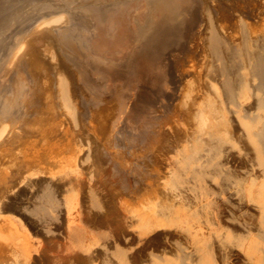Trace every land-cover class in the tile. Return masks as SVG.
<instances>
[{
    "label": "rangeland",
    "instance_id": "obj_1",
    "mask_svg": "<svg viewBox=\"0 0 264 264\" xmlns=\"http://www.w3.org/2000/svg\"><path fill=\"white\" fill-rule=\"evenodd\" d=\"M61 1L58 2L59 6H54L51 2L43 0L36 11V18H33V14L30 16L31 20L30 17L27 18L29 21L27 20L26 24L23 23L26 16L22 18V23H17L18 26L17 24H15V26L12 24L13 30L15 28L17 29L13 31V34L11 33V40L10 38L7 39V41H5L3 44L5 45L3 48L0 46V94L6 97L4 98L6 100L4 101L3 105L0 106V188L4 184L6 185L4 176H14L19 172H23L27 168L29 169L31 165H34L35 157L49 154L51 159L55 158L54 162L55 160L58 161V163L56 161L58 166L57 168L64 169L68 166V162L71 160L70 157L73 155H71V153L69 155L67 154L66 156V153L61 155L60 151L62 148L57 144L59 138L63 141H69V139H66L67 133H63L64 129L62 131H57L56 128H54L58 123L57 121L60 119H57L53 109L50 107L51 97L47 96V91L48 88H51L55 78L51 76L50 73L45 71L44 67L39 64V60L46 59L45 57H47L46 53L44 52L45 49L53 47V39L51 36L45 33L48 31V29H50V26H42L40 23L51 19V17L54 15L56 16L61 14L63 11L71 10L75 4H79V2L82 1L93 2L94 8L96 9L95 11L89 9L90 5L88 4H82L87 6H83V8H86V10H88L91 15L96 14L98 23L106 27L107 23L108 25H110V23L113 25L117 19V14L120 11H123L124 16L126 17H124L125 21L123 24V30L127 31L125 33L130 39L128 40L127 38V41L130 44L128 49H126V52L123 51L124 54L119 53L120 51L117 49L115 52H112L113 50L110 49L106 50L98 48L97 37L94 34L87 36L86 38L85 36L83 37L77 33L70 32L68 33V37L73 39L75 45H66L64 48H62V50L65 49L63 50L65 51V54L72 58L79 66L77 69V74L79 77L75 74V71H73L69 61L66 60V58H58L59 63L62 64L65 69L68 68L66 71L68 72L69 78L72 80L71 85L73 84V86L78 89L80 93V99L76 98L78 99V101L76 100V106L78 107V112L80 111L81 116L83 115V117H81V120L79 115V122H83L84 118L86 119L83 124L80 123V125L82 124V127L84 126V132H81L82 130L80 129V125L79 131H77L78 134H84L83 138L85 143L74 147L71 141L67 146V149L75 150V156L77 157L84 156L85 153H88L89 151L91 152L93 157H91L89 164L87 163L91 169H89V171L87 170V172H90V174L92 173L93 176L86 173L88 177L91 176V180L88 178L87 179L91 182L90 185L94 183L92 186L101 190V194L103 195L101 198H104L100 199L101 202L104 203H99L97 206L89 205L91 207H95L90 209V207L88 208L87 205L82 203V194H78L74 199L78 205V208L81 207L79 210L77 208V214L80 216V212L81 216L83 217H81L82 219L88 217L87 219L89 220L85 219L87 223L93 222V225H99L102 222L100 224L101 228L104 227L106 231L110 228L111 232L108 230V232H110L109 235L111 233L113 235H110V238L113 239L114 244L117 243V245L122 248L123 251H126L125 256H127L126 259L128 258L127 260L130 264H133V262L134 264H169L170 259L180 262L182 255L180 254L179 250H182V253L189 251V244H187L186 241L185 243L187 246L185 243L182 244V242H184V239L183 241L181 239L183 236L178 232L179 230L177 229L175 230H177L179 235L176 234L177 232L174 230V228L177 227H172L175 226L174 224L169 222V220L159 219L155 223L151 222L152 226L149 228L150 231H146L144 233L140 231L136 223L131 224L133 221L130 222V219L126 216H128V211L131 208H136L138 205L143 204L144 201L152 199L155 193L159 190L160 185L162 184L161 176L164 172V160L168 153L164 145L168 140L181 138L185 132L189 130L192 119L189 115H187L188 109H192L190 105H192L191 103H194L192 102L193 100H197L201 97H199V92L200 95L204 94L203 92H205L203 89L206 88L205 83L207 81H202V79L205 78L203 76L204 74L201 75L202 71H198V74L189 69V65L191 64L192 60L197 65H200L201 60L203 62L204 59L202 58L204 57L203 53L198 47V42H194L195 40L197 41V39L192 38L194 37V33L197 31L195 26L199 23L201 24L203 21V16L200 13L201 5L197 4L196 1H192L189 3V5L186 6L185 4V6L179 8V18L181 16L180 19L182 29L179 28L178 31L177 28H175L176 23L174 19H167L166 8H164L162 4L154 2V0H148L145 2L142 0H78V2H76V0ZM66 1L69 3H66ZM73 1L76 3L74 2L75 4L72 3L71 6H68V4ZM203 1L206 2L211 8L218 24L224 28L227 27L225 28V30H227L226 35H228V33H237L242 22L248 29L258 28L261 26V22H264V0ZM192 3L193 5L190 7ZM79 5L81 6V3ZM75 7L78 8L79 6L76 5ZM62 14H65V12ZM67 15L69 16L68 13ZM109 20L111 21L110 23L108 22ZM20 23L21 26H19ZM67 24V22L66 24L61 23L59 28H69V24ZM114 26L116 25H113L112 27ZM18 28L21 29V31ZM166 28L175 29V34L173 33L174 37L172 36L171 43L167 46H164L163 44H165V39L162 38V34L160 33H163ZM147 36H152V38L150 37V39ZM233 36L236 37V35ZM144 38L149 42L152 40V42H150L152 44L145 41L143 42ZM153 40L155 41L153 42ZM21 41L22 43L25 41L24 45L20 50H17L19 48L18 44H21ZM85 41H87L88 44ZM144 43L150 44V47L152 48L149 47V49L153 50L147 49L148 47L143 49L145 46H147V44ZM141 45L143 47H140ZM154 50L156 52H154ZM141 53L143 55H141ZM156 53H158L160 60H152L155 58L153 55ZM174 61H176L177 66H174ZM151 62L155 63L152 64ZM161 65L162 68H157L156 70L155 67ZM154 68L155 70L153 72L152 69ZM202 76L203 78L201 79ZM155 80H159V82L156 83L154 82ZM158 83L161 84L159 85ZM8 87H15L26 95L22 98L16 97L15 99H10L5 92L7 91ZM200 88L203 92L199 91ZM38 94L40 95L38 96ZM210 95L213 97L212 94ZM82 97H84L83 99L85 100H83ZM212 99L217 100V97ZM80 100H82L84 103L80 102ZM241 102L243 104L242 108H247L251 104L250 99ZM78 103L81 105V107L78 105ZM228 108L232 112L236 110V114H234L235 117H237L240 112L241 114L239 115L243 116L241 109L236 108L231 104H228ZM86 110L88 111L87 113ZM261 112L262 111H258L256 114L260 117H263L264 115ZM61 113L65 115L63 118L67 120L66 126H71V121L69 120L67 114L64 111ZM28 114L30 115L27 116ZM84 114L87 116V118ZM63 118L61 116V119ZM53 122L54 124L56 122L57 123L55 125H51ZM234 122L235 121L229 124V130H231L232 135L236 128V131L232 137L239 138L241 135H243V132L241 131V134L238 135L240 133L238 131L241 130V125L238 124L239 121H236L238 122L237 124ZM261 122L264 123V117L263 120L261 118ZM237 125L240 126V129ZM233 127L234 130L232 131ZM47 130L51 131L52 135H50L51 133H48L49 131L47 132ZM73 134L75 133L72 131V133H69L68 135L71 136ZM45 140H48V143L43 145ZM240 144L241 145L237 146L240 150H238L237 147H229L230 149L234 150H232L233 152L231 151L233 154L230 152V149L229 151L227 150L230 156L231 154L233 156H229V165L231 167L234 166V168L238 170H240L242 167V170H240V174L242 176L248 175L247 173L250 172L248 166H250L252 170L251 173L253 174L251 176L253 177L256 175L254 177H257V182H259L260 175L257 176L258 172L264 177V168L261 166L263 169L261 170V167H257L258 165L254 166V160L252 159L254 158L252 157L254 151L251 150L252 147L247 143L249 149L248 147H245V150L248 151L245 152L243 150V146H247V144L245 141L241 142ZM241 146L243 148H241ZM235 148L237 149L235 150ZM45 150H48L49 152ZM97 151L100 152L98 153ZM239 151L242 154L246 153V157H249V159H243L242 157L245 155L240 154V156L238 154ZM238 158L241 159L239 160ZM232 159L234 161H232ZM238 160L243 164V166H245H241L242 164ZM249 162H251V165L248 164ZM40 165L43 168L46 167V164L44 165L43 163H40ZM235 165L239 166L237 167ZM53 166L48 167L47 165L46 169H49ZM55 168H51L53 169L51 171L53 172ZM82 168L83 169L81 170L88 169V167H85L84 169V166ZM243 168L248 172L243 170ZM242 171H246L247 173L245 174V172H243L242 174ZM80 173V177H85V179L83 178L82 181H86L87 176H85V172ZM92 177L94 178L93 183ZM88 182L86 181V183ZM86 183L84 182L82 185L84 189L86 188L85 186H87ZM243 189H247L245 185ZM232 191H227V193L224 194V197L226 196V198H228V202L229 199H232L230 200L232 203L229 202L231 205L228 204L229 206L227 209H222V212L220 211L215 213L218 220L215 218L214 213L212 214L211 212L210 215L207 213L208 216L206 217L214 222L212 223L210 221V226L207 225L208 230L212 228L211 226H213V224H217V222H220L218 224L224 225L225 227L230 226V224L227 223V218L224 219L225 216L227 217L228 213L235 212L238 214L239 211L243 210L242 208L245 206L246 207L244 210H252V205L255 202H248L249 200L246 198L250 196L247 195V193L244 192V196L240 197L239 195L233 194L235 191L231 193ZM228 192H230L233 197L234 195L236 196L234 197L235 201L233 200L234 198L232 196H229L230 198L228 197V195H230ZM237 196H239V198ZM245 196L247 197L245 198ZM254 196V198L252 197L250 201H255L253 199H257L256 195ZM78 198H81L80 201ZM105 199L106 201H103ZM236 199H239V202ZM257 200H259V198ZM78 201L80 202V205ZM235 202H238V205H241L237 207V205L234 204ZM100 204L102 206H100ZM249 205L251 206L249 207ZM101 207H104V210H100L99 212L98 209ZM128 208L129 210H127ZM86 210L90 211L84 213ZM226 210H228L227 213ZM99 213L102 214L100 215ZM61 215L60 217L62 219L58 217L57 219H59V221L56 220V224L52 225L50 229V232L52 231V233L47 232L49 228L47 230L45 229V232H43L44 230H36L29 225L24 224L17 215L14 216L11 213L0 212V222L6 219L12 224L11 227L8 224V228L5 233L11 231L12 226H14L18 231L17 233H19L18 236L21 235L19 237H22L21 242H24L25 264H56L57 262V264H87L83 253H80V251L78 253L76 250L75 252L74 250L73 252H70L69 249V251H67L63 246L66 245V242L64 236L62 235L64 228L62 223L65 222V220L63 221V218L66 219V217H64L65 214H63V216ZM213 219L216 220L213 221ZM182 223H184V225ZM224 223H226V225ZM180 224H182V227H184L188 223L182 219ZM228 228L230 230V227ZM231 230H233V228ZM163 231H168L172 238H174V241H176V238L177 242L181 241L180 243L175 242L180 247L177 246L176 248V245L173 243L174 241L172 242V238L166 240L169 244H167L166 241H156L155 243L156 235L164 233ZM61 239L65 243L63 242L62 244ZM170 240L172 243H170ZM10 242L11 240H7L6 238L4 239L2 235L0 236V255L1 249L4 245L7 247H9V245L12 246ZM56 245L58 246L56 247ZM122 245L125 248L121 247ZM226 246L221 250L222 252L216 250L214 254L215 258L213 257L214 261L213 263L212 261L210 263H241V252H238L240 250L239 247L238 250L234 245L230 246L229 244L228 246L227 244ZM259 246L264 248L263 243H261ZM154 251L156 254H154ZM63 252L68 257L65 256ZM237 254L239 256H237ZM129 258L131 261H129ZM68 259H72V261L68 262ZM184 262L189 264L191 263L188 260H185ZM95 263L97 264V261ZM125 263L128 264L127 262Z\"/></svg>",
    "mask_w": 264,
    "mask_h": 264
},
{
    "label": "bare ground",
    "instance_id": "obj_2",
    "mask_svg": "<svg viewBox=\"0 0 264 264\" xmlns=\"http://www.w3.org/2000/svg\"><path fill=\"white\" fill-rule=\"evenodd\" d=\"M42 1L43 0H0V46L2 48L5 46L3 44L5 43V41H7V39L10 38L11 40V33L13 34V31L17 29L15 28L13 30L12 24L15 26V24H17L18 22L22 23V18H24L25 16L26 18L23 21L24 24H26V21L28 20L27 18H29L31 15L34 14L33 18H36V11L41 5L40 3H42ZM47 1L51 2L54 6H59L58 2L61 0ZM142 1L145 2L148 0ZM192 1H196L197 4L201 5L200 13L203 16V21L201 20V24L199 23L195 26L197 31L194 33V37L192 38L197 39V41L195 40L194 42H198V47L201 49L204 56L202 58L204 59L203 62L200 59V65H197L192 60L191 64L189 65V69L193 70L196 73H198V71H202L201 75L204 74L203 76L205 78L202 79V76L201 79L202 81H207L206 83L204 82L206 88H204L203 91L205 90V92H203L200 88L201 90L199 89V91L203 92L204 94L200 95L199 92V97H201L197 100H193L192 102L194 103H191L192 105H190L192 109H188L187 115H189L192 119L190 125L191 127L189 128V130L186 131L181 138L168 140L164 145L168 153L164 160V172L161 176L162 184L160 185L159 190L155 193L152 199L144 201L143 204L138 205V207L136 208H131L130 210L128 208L127 210H129V214L126 217L130 219V222L133 221L131 224L136 223L140 231L144 233L146 231H150L149 228L150 226H152L151 222L155 223L159 219L169 220V222L175 225H171L172 227H177L174 228V230H179L178 232L183 236V238H181L182 241L184 239V242H182V244L186 241V243L189 244V251L182 253V250H179L180 254L182 255V258H180V262H176L173 261V259H170L169 264H189L184 262L185 260L190 261V264H207L211 261L213 263V257L215 258L214 254L216 250L221 251L227 244L228 246L229 244L230 246L234 245L237 249L239 247L240 250L238 249V252H241V263L239 262L240 264H264V248L259 246L261 243L264 244V177L263 175L261 176V174H259L258 172L257 176L260 175V180L259 182H257V177H254L256 175H254L253 177L251 176L253 175L251 173L252 170L250 166H248V164L251 165V162L247 164L250 172L243 168V170H246L248 173L246 171H242V174L243 172H245V174L247 173L248 175L242 176L240 174V170H242V167L240 170H238L234 168V166L231 167L228 161L230 159V154L228 153L230 149L229 147H237L241 145V142L245 141L246 144L248 143L249 146L252 147L251 150L254 151V153L252 151V157H254L252 158L254 160V166L258 165L257 167L260 168L262 166L264 168V123L261 122V118L263 120L264 117V22H261L260 27L254 29H248L242 22L241 27H239L240 29L238 28L239 31L237 33H228V35H226L227 30H225V28L227 27L224 28L218 24L211 8L203 0H154V2L160 3L164 8H166L167 19H174L176 23L175 28H177V30L181 28V16L179 18V8H182L183 6H185V4L186 6L189 5V3H191ZM74 2L75 1L68 4V6H71L72 3L75 4L76 2H78V0H76L75 3ZM82 2H79V4L81 3V6L79 4H75L73 7L72 5L73 8L71 10L63 11L61 12V14H58L56 16L54 15L53 17H51V19L40 23V25L42 26H50V29H48V31H46L45 33L51 36L53 39V47L45 49L44 52L46 53L47 57H45L46 59L39 60V64L44 67L45 71L50 73L51 76L55 78V81L52 84L51 88H48L47 91V96L51 97L50 107L51 109H53L57 119H60L59 121H57L58 123L56 122L57 124L55 123L56 126L54 128H56L57 131H62L64 129L63 133H67L66 139H69V141H63L59 138L57 144L62 148V150L60 151L61 155L65 153V156L67 154L69 155L70 153L71 155H73L70 157L71 160L70 162H68V166L64 169H58V161L55 160L54 162L55 158L51 159L49 154H45L35 157L34 165H31L29 169L27 168L23 172H19L14 176H4L6 185L4 184L0 188V212L11 213L14 216L17 215L24 224H27L39 231L44 230L43 232H45L49 228V230L47 231L49 233H52V231L50 232V229L53 224H56V220L59 221V219L57 218L60 217L61 214V216L65 214L64 217H66V219L63 218V221L65 220V222L62 223L64 225L62 235L64 236L66 243L62 239L61 240L62 244L63 242L66 244L63 246L67 251L70 250V252H73L74 250L75 252L76 250V252L78 253L80 251V253H83L84 257L86 258L85 261L87 262V264H96V261L97 264H126L125 262L130 264L127 260L128 258L126 259L127 256H125L126 251L124 250V252L122 248L117 245V243L114 244L113 239L110 238V235L113 236L112 233L109 235V233L111 232L110 228H107L108 230H110V232H108V230L106 231L104 227L101 228L100 224L102 222L99 225H93V222L87 223L85 221V219L88 218L87 216V218L82 219L83 217L81 216L80 212V216H78V205L74 200L78 194H82L83 199H80L83 200V202H81L87 205L88 208L90 207V209L95 208L91 206H97L99 205V203H104L100 200L104 199L101 198V196H103L101 194V190L97 187L92 186L94 185V178L92 177L93 184L90 185L91 182L89 180H91V176L88 177L86 174L88 173V175H92V173L90 174V172H87V170L89 171V169H91L87 165V163L89 164L91 157H93L91 152L89 151L88 153H85V155L83 154L84 156L77 157L75 156V150L67 149V146L71 141L74 147L85 143V140L83 138L84 134H78L77 131H79L80 126L83 124V122L86 121V119L84 118L83 122H79L83 115L81 116L80 111L78 112V107L76 106V100L78 101V99L76 98L80 99V93L79 90L73 86V84L71 85L72 80L69 78L68 72L66 71L68 68L65 69V67L59 63L58 58H66V60L69 61L73 71H75V74L79 77V75L77 74V69L79 66L72 58L65 54V51H63L65 49L62 50V48H64V46L66 45H75L73 39L68 37V33L70 32L77 33L80 36H85L86 38L87 36H91L92 34H94L97 37L98 48L106 50L110 49L113 50L112 52H115L116 49L120 51L119 53H123V51L126 52V49H128L130 44L127 41L128 35L125 33L127 31L123 30V24L126 18L123 11H120L117 14L118 16L116 17L118 21L116 18V23L113 21L115 23H113V25L116 26L112 27L113 25L112 23H110L111 21H108L112 27L111 29L108 23L107 27L109 28H107L106 26H102V24L98 23L96 14L91 15L90 12L86 10V8H83V6L88 4L90 5L89 9L95 11L96 9L94 8L93 2ZM66 3L69 2L66 1ZM76 5L79 7L76 8ZM192 5L193 3L190 5V7H192ZM64 12L65 14H62ZM67 13L69 14V16L67 15ZM66 22L69 24V28H59V25L61 23L66 24ZM21 23L19 24V26H21ZM167 28L166 30H164V32L162 30L163 33H160L162 34V38L165 39V44H163L164 46H167L171 43V38L173 36V33L175 32V29ZM19 30L21 31V29ZM125 34L127 35V37ZM233 35H236V37ZM152 36L147 37L152 38ZM128 40L130 39L128 38ZM144 41L148 43L152 42V40H150L149 42L145 38L143 39V42ZM154 41L155 40H153V42ZM24 42L22 43L21 41V44H18L19 48L17 50H20L23 47ZM85 42L87 43V41ZM150 44H147V46L144 45L145 47L143 49L147 47V49H149ZM140 47L143 46L141 45ZM154 52L156 51L154 50ZM141 55L143 54L141 53ZM153 56L155 58H151L152 60H160V57H158V53L154 54ZM151 63L154 64L155 62ZM174 64V66H177L176 61H174ZM155 68L156 70L157 68H162V65ZM155 68L152 69L153 72ZM154 82L157 83L159 82V80H155ZM5 92L10 99H15L16 97L22 98L26 95L25 93L20 92L15 87H8L7 91ZM210 94H212L213 97H211ZM39 95L40 94H38V96ZM216 97L217 100L212 99H215ZM4 98L6 97L0 94V106H2L4 101L6 100ZM83 98L84 97H82V99ZM248 99H250L251 101L250 106H248L249 108H242L243 104L241 101H245ZM80 102L83 101L80 100ZM228 104L241 109V111L243 112V116L239 115L241 114L240 112L238 114L239 116L237 115V117H235L234 114H236V110L232 112L229 109L230 107L228 108ZM79 106L81 107V105ZM62 111H64L69 117L71 126H66L67 120L63 118L65 115L61 113ZM256 111H262L261 113H263V117L258 116L256 114ZM87 112L88 111L86 110V113ZM29 115L30 114H28L27 116ZM61 116L63 119H61ZM233 121H239V123L236 122V124L238 123L241 125V130L237 131L243 132V135H241L239 138L232 137V135L236 131V128L234 130L233 127L232 131L234 130V133L232 135L231 130H229V124ZM80 123L82 124L80 125ZM55 124L54 122L51 123V125ZM237 126L238 128L240 127L239 125ZM83 128L84 126H81V132H84ZM48 131L49 130H47V132ZM51 131L48 132L51 133L50 135H52ZM72 131L75 134L71 136L68 135L69 133H72ZM241 132L239 134L237 132L236 133L240 135ZM47 143L48 140H45V143L43 145H46ZM248 144L247 146L245 144V146L242 145L244 148L241 146V148H243L245 152H248L245 150V147H248ZM237 148H235V150ZM232 150L233 149H230V152ZM238 150L240 149L238 148ZM100 151L97 152L99 153ZM238 154L240 155L242 153H240L239 151ZM242 155H245L244 157H242L243 159H249V157H246V153ZM233 159L232 161H234ZM238 159L240 160L241 158ZM255 160L257 164L255 163ZM40 163H43L44 165L46 164V167L43 168ZM243 164L241 166H243ZM47 165L48 167L55 165L56 168L55 166H53L55 170L52 172L51 170L53 169L51 168L53 167L46 169ZM83 166L84 169L85 167H88V169L81 170L83 169ZM262 167L261 170H263ZM45 169L48 171H46ZM80 172H85V176H87L86 179H89L86 180L87 182L89 181L88 183H86V181L84 180V182L87 184V186H85V189L82 187V185L84 184L82 179H85V177H80ZM244 185L247 188L245 190L243 189ZM232 190L235 191V193H233ZM227 191H232L231 193L239 195L240 197L244 196L245 192L250 196H245V198L247 197L246 199L249 200L246 201H248L249 203L255 202L256 204L254 203L252 205L251 203V205L253 206V208H251V211H247V209L244 210L246 207L245 206L244 208H242L243 210L239 211L238 214H236L235 212L228 213L227 217H223L224 219L227 218V223H229L230 226L225 227L224 225H219L218 223L220 222H217V224H213V226H211L212 228L208 230L207 225L210 224L211 219L206 217L208 216L207 213H209L210 215V213L212 212V214L214 213L215 215L216 212H220L222 209H227V207L231 205L229 202H231L230 200L232 199H229L228 202V198H226V196L224 197V194L227 193ZM231 193L230 195H228V197L232 196ZM235 195L234 197H236ZM254 195H256V198H259V200L253 199L255 201H250V199ZM239 196L237 197L239 198ZM80 199L78 198L79 201ZM233 200L235 201V198ZM236 200H238L239 202V199ZM103 201H106V199ZM238 202L234 203L237 205V207L241 205H238ZM101 204L100 206H102ZM251 205H249V207ZM103 208L101 207L100 209H98L99 212L100 210H104ZM79 209H81V207H79L78 210ZM97 209L95 210L98 211ZM89 211L90 210H86L84 211V213H87ZM227 211L228 210H226V213ZM99 214L101 215L102 213ZM216 216L217 215H215V218ZM182 219L188 223L184 227H182V224L184 225V223L180 224V221H182ZM216 219H213V221ZM8 224L11 227L12 224L6 219L0 222V236L2 235L4 239L6 238L7 240H11L10 243L12 244V246L9 245V247L5 245L2 247L0 264H25L26 261L24 256V242H21L22 237H19L21 235L18 236L19 233H17L18 231L14 226H12L11 231L5 233V231H7ZM224 224L226 225V223ZM228 227H230V230ZM232 228L233 230H231ZM177 230L175 231L177 232ZM163 232L164 233L156 235L155 243L156 241H166L172 238L171 234H169L168 231ZM178 232L176 234H178ZM175 240L176 241H174V238H172V242L174 241L173 243L177 248V243H180L181 241L177 242V238ZM172 242L170 240V243ZM57 246L58 245H56V247ZM121 247L124 246L122 245ZM154 254H156V252ZM237 256L239 255L237 254ZM71 261L72 259H68V262ZM129 261H131L130 258Z\"/></svg>",
    "mask_w": 264,
    "mask_h": 264
}]
</instances>
